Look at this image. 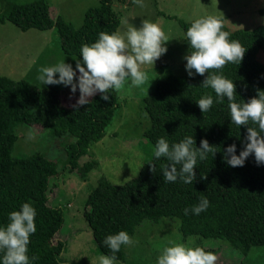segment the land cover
Returning <instances> with one entry per match:
<instances>
[{
  "label": "trees",
  "instance_id": "1",
  "mask_svg": "<svg viewBox=\"0 0 264 264\" xmlns=\"http://www.w3.org/2000/svg\"><path fill=\"white\" fill-rule=\"evenodd\" d=\"M113 1L133 3V0H98L85 10L82 23L73 27L60 15L52 17L45 0H32L14 3L6 15L0 16V22L8 20L22 30L53 27L60 38L61 50L79 57L81 44L93 42L101 31H116L120 19L112 7ZM192 20H179L183 34ZM223 25L230 33L229 38L246 48L238 64H226L222 71L233 80L235 100L247 102L257 90H264V63L256 58L264 46V23L252 28H229L224 22ZM186 45L189 51L187 42ZM204 76L159 77L153 89L143 96V108L150 118L144 136L153 151L158 137L174 143L186 135L194 137L197 147L201 139H206L210 145L218 146V151L198 161L192 184L179 179L165 182L160 166L166 161L163 157L154 159L153 152L142 162L138 173L123 183L100 177L89 191L83 209L100 253L110 254L102 244L106 235L119 230L131 235L143 219L156 222L161 217L179 219V231L184 237L225 240L243 254L251 246L264 245V165L258 166L251 155L242 167H231L222 159L228 144H236L239 153L245 127L237 128L231 122L226 99L214 102L207 112H200L195 100L204 94L215 99L210 88L200 85ZM88 100L75 108L76 103L67 106L60 100L56 87H39L26 79L0 74V225L7 223L8 213L18 210L21 203L32 204L36 210V231L30 235L28 255L37 258L33 264H66L60 257L64 242L54 240L64 221L63 209L47 203L49 178L56 176L58 170L56 162L41 151L12 155L17 137L14 129L27 123L46 129L52 136L73 137L63 144V168L76 169L84 176L94 162L79 165L78 159L89 151L90 144L102 138L118 107L116 90L110 91L107 101L99 93ZM202 196L207 197L209 205L199 215H193L191 208ZM185 208L189 209L187 215ZM115 255L125 261V246Z\"/></svg>",
  "mask_w": 264,
  "mask_h": 264
},
{
  "label": "rangeland",
  "instance_id": "2",
  "mask_svg": "<svg viewBox=\"0 0 264 264\" xmlns=\"http://www.w3.org/2000/svg\"><path fill=\"white\" fill-rule=\"evenodd\" d=\"M29 1L32 0H0V16L6 15L14 3ZM45 1L52 17L60 15L73 27L82 23L88 7L98 3V0ZM112 7L120 19L116 30L121 27L126 14L134 11L133 24L139 26L144 19L154 21L169 40L166 53L154 62L153 69L145 67L147 79L144 84L129 87L125 83L116 90L118 107L106 125L104 135L90 144L89 151L78 159L79 165L93 161V167L84 176L76 169L63 168V144L73 137L52 136L46 129L27 123L14 129L17 137L12 145V155L41 151L57 164L58 174L49 178L47 203L63 209L64 221L54 240L64 242L60 257L66 264H98L99 257L104 255L99 252L83 217L85 199L98 179L103 176L112 183H123L138 173L142 162L153 152L151 143L144 136L150 118L143 108V96L153 89L159 77L187 74L183 57L188 54V48L179 20L189 21L211 14L221 17L229 28H252L264 23V0H143V7L133 0L131 5L113 1ZM63 58L75 67L80 57L61 50L60 38L53 27L22 30L8 20L0 22V74L12 79L23 78L39 87H56L62 103L70 106L76 103L78 91L70 93L65 86L41 85L38 79L41 66ZM256 58L264 63V46ZM129 236L134 242L125 246L126 259H117L119 264H155L160 249L169 240L187 242L189 236L199 237L196 244L216 253V264H264V245L251 246L243 254L225 240L197 235L184 237L177 218L161 217L156 222L143 219Z\"/></svg>",
  "mask_w": 264,
  "mask_h": 264
},
{
  "label": "clouds",
  "instance_id": "3",
  "mask_svg": "<svg viewBox=\"0 0 264 264\" xmlns=\"http://www.w3.org/2000/svg\"><path fill=\"white\" fill-rule=\"evenodd\" d=\"M135 2L143 7V0ZM134 19V11L129 12L121 20L118 30L101 31L93 42L81 44L75 67L64 58L41 66L38 70L41 85L65 86L70 93L78 91L75 108L87 104L88 98L97 93L107 101L110 91L120 89L125 83L129 87L144 84L147 79L145 67L153 69L154 62L166 53L169 39L156 22L144 19L137 26L131 22ZM229 36L218 16L208 14L193 19L184 31L190 49L183 57L184 68L189 77L207 73L200 85L210 88L215 99L211 94H204L195 100L201 113L207 112L214 102L218 104L226 99L231 122L237 128L245 127L239 153L236 144H228L223 149L222 159L231 167H242L251 155L258 166L264 165V90H257L247 102L235 100L233 80L227 78L222 69L226 64H238L246 48ZM217 148L206 139H201L197 147L192 135L174 143L162 136L156 139L152 155L154 159L163 157L166 161L160 166L165 182L174 183L179 179L184 184H192L198 161L214 155ZM208 205L207 197L202 196L191 212L199 215ZM188 212L185 208L184 214ZM35 217L36 210L29 202L21 203L18 210L8 213L7 223L0 225V264H33L37 259L28 255L29 238L36 231ZM197 239L199 237L189 236L187 242L169 240L160 249L155 264H216V253L197 245ZM133 242L124 230L106 235L102 244L110 254L101 255L98 264H119L115 254L122 245Z\"/></svg>",
  "mask_w": 264,
  "mask_h": 264
}]
</instances>
